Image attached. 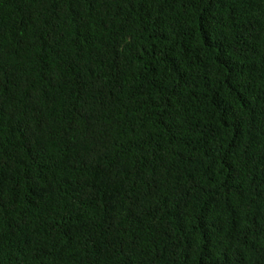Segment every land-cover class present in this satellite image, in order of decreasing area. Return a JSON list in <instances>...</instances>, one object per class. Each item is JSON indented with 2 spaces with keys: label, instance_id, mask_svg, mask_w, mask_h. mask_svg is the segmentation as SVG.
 <instances>
[{
  "label": "trees",
  "instance_id": "1",
  "mask_svg": "<svg viewBox=\"0 0 264 264\" xmlns=\"http://www.w3.org/2000/svg\"><path fill=\"white\" fill-rule=\"evenodd\" d=\"M0 264H264V0H0Z\"/></svg>",
  "mask_w": 264,
  "mask_h": 264
}]
</instances>
